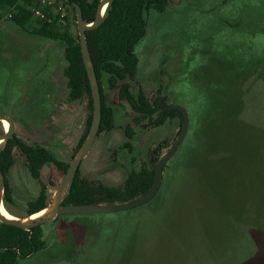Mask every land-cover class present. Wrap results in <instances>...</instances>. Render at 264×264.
Masks as SVG:
<instances>
[{"label": "rangeland", "instance_id": "rangeland-1", "mask_svg": "<svg viewBox=\"0 0 264 264\" xmlns=\"http://www.w3.org/2000/svg\"><path fill=\"white\" fill-rule=\"evenodd\" d=\"M9 11L0 8V113L12 117L19 142L70 163L85 130L87 97L68 98L64 43L36 35L34 22L15 25ZM148 21L136 46V85L149 98L167 95L170 104L186 106L191 117L169 163L178 166L164 199L130 212L58 216L43 224L46 248L17 264H264V75L254 80L231 65L236 28L264 31V0H170ZM255 40L264 45V34ZM107 94L115 128L96 138L79 168L90 180L120 185L175 143L183 118L175 113L161 125L138 126L118 90ZM7 177L11 214L23 218L43 184L51 201L64 173L48 162L33 177L16 147Z\"/></svg>", "mask_w": 264, "mask_h": 264}, {"label": "trees", "instance_id": "trees-1", "mask_svg": "<svg viewBox=\"0 0 264 264\" xmlns=\"http://www.w3.org/2000/svg\"><path fill=\"white\" fill-rule=\"evenodd\" d=\"M58 1L64 6V13L56 17L49 15L48 18H52L51 20H37L34 18L32 8L37 4L36 0H0V8L11 10L12 17L8 20L15 25L26 28L29 23L34 22L36 26L33 32L36 35L64 43V58L67 64L63 72L67 78L68 98L71 101H76L87 97L89 109L85 130L78 141L76 153L84 143L91 128L93 99L82 56L79 33L73 31V25H77V16L72 2L81 6L83 18L87 23H92L96 18L100 0ZM169 3L170 0H113L108 5L100 26L87 30V42L102 96V120L98 136L115 128V113L110 105L107 89L118 90L119 98L126 101L132 108V119L138 126L161 125L167 117L174 116L175 113L180 114L183 118L182 112L177 109L162 111V108L169 105L167 103V95L152 102L145 90L140 85L137 86L135 82L139 67V56L136 52V46L148 32V14L152 10L164 12L168 8ZM68 8L72 9L73 14L68 12ZM235 31L239 35L233 37L232 44L234 45L233 55L237 58L232 61L231 65L236 66V69L246 76H255L253 77L254 80L261 78L264 75V45L259 44L255 37L264 34V31L248 30L245 32L240 31L238 28ZM246 54L245 60L242 59ZM134 85L137 86L136 89L133 88ZM124 131L127 137L132 135L130 126ZM183 145L175 155L178 154ZM16 147L23 151L28 160L30 172L37 179L40 178L41 167L45 163L54 162L64 174L70 164L57 158L49 148L45 146H28L19 142L15 135L6 141L0 147V170L6 179L3 196L4 205L10 213H12L9 206V202L12 200V190L8 184L7 173L14 163V149ZM171 159L166 165L160 190L153 198L154 200L158 197L159 203L164 199L171 177L178 166L175 160L169 164ZM154 174L155 164L151 159L149 163L143 164L139 169L133 168L130 170L125 181L120 185L90 180L81 175L79 168L63 203L83 204L129 201L143 196L149 191L154 181ZM153 200L128 211L148 206ZM48 204L47 186L43 184L39 195L29 203L26 216L40 212ZM154 212H158L157 208L153 210L144 209L142 214L149 216ZM178 215L182 214L179 212L176 216ZM44 235L43 225H39L31 231L1 223L0 264H17L20 258L30 257L45 249L47 241L44 239Z\"/></svg>", "mask_w": 264, "mask_h": 264}, {"label": "water", "instance_id": "water-1", "mask_svg": "<svg viewBox=\"0 0 264 264\" xmlns=\"http://www.w3.org/2000/svg\"><path fill=\"white\" fill-rule=\"evenodd\" d=\"M71 1V0H67ZM113 0H100L96 18L92 23H87L83 18V11L81 6L78 3L72 2L76 16H77V29L79 33V40L81 45L82 56L86 71L88 74L92 99H93V119L90 131L79 148L77 153L74 155L72 161L69 164L67 172L64 174V177L58 187L56 188L51 201L48 206L45 207L40 212L44 211L38 217H31L32 215L25 216L23 218L15 216V218H9L2 214L1 207L5 206L3 201V196L6 187L5 175L0 170V222L8 225H13L21 227L25 230H31L39 225L53 221L58 216L64 214H94V213H113L130 210L142 205L149 203L159 192L165 167L168 164L169 160L174 156L178 151L181 145L184 143L188 130L190 127V112L188 108L184 105L170 104L164 109H177L183 114V124L180 131V135L175 141V143L160 156V158L155 162V174L154 181L149 189V191L138 198L124 201V202H96V203H83V204H64V200L69 192V188L73 181L77 170L79 169L82 161L87 157L91 151L93 144L97 138V135L100 130L101 120H102V96L100 90L99 80L96 74L94 62L91 56V52L87 42L86 32L90 29L98 28L103 20L106 9L108 5ZM7 120L11 123L10 130H5L0 134V141L6 142L14 136L15 133V122L10 116L0 113V121ZM6 208V207H5ZM39 213V212H37ZM36 214V213H35ZM34 215V214H33Z\"/></svg>", "mask_w": 264, "mask_h": 264}, {"label": "built area", "instance_id": "built-area-1", "mask_svg": "<svg viewBox=\"0 0 264 264\" xmlns=\"http://www.w3.org/2000/svg\"><path fill=\"white\" fill-rule=\"evenodd\" d=\"M37 4L33 6L34 18L37 20H44L48 19L51 20L52 18H48V16L56 17L57 15L64 13V6L58 0H36ZM8 17H12L11 10L8 13Z\"/></svg>", "mask_w": 264, "mask_h": 264}, {"label": "flooded vegetation", "instance_id": "flooded-vegetation-1", "mask_svg": "<svg viewBox=\"0 0 264 264\" xmlns=\"http://www.w3.org/2000/svg\"><path fill=\"white\" fill-rule=\"evenodd\" d=\"M162 72H163V69H161L159 72H158V74H160V75H162ZM155 74H156V72H155ZM136 84L138 83V80H137V78H136ZM157 94V93H156ZM156 94L155 95H153L151 98H150V100L152 101V102H154L156 99H158V98H160V97H162V95H159V96H156ZM160 94V93H159ZM164 96V95H163ZM169 99V97H167V100ZM169 105H170V103L169 102H167ZM172 104V103H171ZM168 105V106H169ZM167 107V106H166ZM166 107H164V108H166ZM164 108H162V111H165V110H167V109H164ZM12 118V117H11ZM4 121H6V120H4ZM9 122V121H8ZM183 124V123H182ZM2 125H3V121H2ZM3 127H4V125H3ZM10 128H11V124H10V122H9V128L8 129H5V127H4V129L5 130H10ZM180 135V134H179ZM97 137H98V135H97ZM0 143H1V141H0ZM182 146V145H181ZM180 149V148H179ZM178 149V150H179ZM175 155V154H174ZM28 161V160H27ZM154 164H155V162H154ZM3 201H4V199H3ZM5 207V206H4ZM7 210V209H6ZM8 211V210H7ZM9 212V211H8ZM10 213V212H9ZM0 224H1V222H0Z\"/></svg>", "mask_w": 264, "mask_h": 264}, {"label": "bare ground", "instance_id": "bare-ground-1", "mask_svg": "<svg viewBox=\"0 0 264 264\" xmlns=\"http://www.w3.org/2000/svg\"><path fill=\"white\" fill-rule=\"evenodd\" d=\"M3 125H4L5 129H8L9 128V122L7 120L6 121H3ZM1 212L6 217L15 218V216L13 214L9 213L4 206L1 207ZM42 213H44V211L39 212V213H36V214L32 215L31 217H38Z\"/></svg>", "mask_w": 264, "mask_h": 264}]
</instances>
